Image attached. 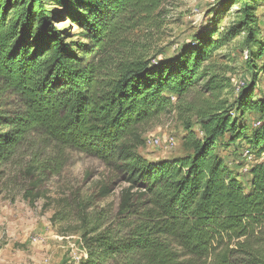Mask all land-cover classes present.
Masks as SVG:
<instances>
[{"label": "trees", "instance_id": "16d2710c", "mask_svg": "<svg viewBox=\"0 0 264 264\" xmlns=\"http://www.w3.org/2000/svg\"><path fill=\"white\" fill-rule=\"evenodd\" d=\"M163 2L0 0V79L27 106L19 117L0 116V162L30 129H41L113 166L127 185L119 206L126 230L119 243L100 248L118 264H264V96L254 99L264 38L256 17L246 15L253 83L238 88L230 104L214 59L238 31L201 37L165 60L155 51ZM71 18L85 43H71L59 29ZM199 86L210 99L196 112L186 97ZM173 113L183 121L191 154L150 162L140 153L145 135ZM251 115L259 124L249 129L244 121ZM248 131L259 162L246 193L216 145L227 133ZM109 194V186L100 189L102 197Z\"/></svg>", "mask_w": 264, "mask_h": 264}, {"label": "rangeland", "instance_id": "374dc122", "mask_svg": "<svg viewBox=\"0 0 264 264\" xmlns=\"http://www.w3.org/2000/svg\"><path fill=\"white\" fill-rule=\"evenodd\" d=\"M159 11L161 28L155 51L165 60L177 59L201 37L215 33L217 40L231 29L238 31L214 59V68L224 77L225 98L233 104L238 88L253 83L246 68V23L250 19L246 15L256 17L257 29L264 38V1L164 0ZM58 27L71 43H85L72 18ZM256 83L254 99L259 100L264 96V70H259ZM209 99L210 93L203 86L192 89L186 97L196 112L205 111ZM26 111L24 98L0 79V116L15 118ZM190 116L193 130L200 134L198 119L194 113ZM257 123L258 118L252 115L244 121L249 129ZM3 129L0 127V131ZM249 134L238 137L227 133L216 145L246 193L250 189V170L259 162ZM186 135L183 121L173 113L148 130L140 153L154 163L183 158L191 154L183 146ZM153 137H159L163 147L149 145ZM104 186L110 188L107 197L100 195ZM126 186L113 166L62 145L41 129H30L0 162V264H118L103 256L100 242L115 245L125 233L119 206ZM28 194L33 195L32 201L27 199ZM37 195L41 198H35ZM106 236L108 239H104Z\"/></svg>", "mask_w": 264, "mask_h": 264}, {"label": "built area", "instance_id": "2783aa9c", "mask_svg": "<svg viewBox=\"0 0 264 264\" xmlns=\"http://www.w3.org/2000/svg\"><path fill=\"white\" fill-rule=\"evenodd\" d=\"M149 145L161 148L163 147V141L159 137H153L149 140Z\"/></svg>", "mask_w": 264, "mask_h": 264}]
</instances>
